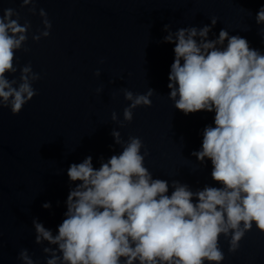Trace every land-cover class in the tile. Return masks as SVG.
<instances>
[{
  "label": "water",
  "instance_id": "1",
  "mask_svg": "<svg viewBox=\"0 0 264 264\" xmlns=\"http://www.w3.org/2000/svg\"><path fill=\"white\" fill-rule=\"evenodd\" d=\"M21 3L0 0V16L12 8L18 13L14 19L31 25L21 48L14 50L16 71L4 75L15 79L16 87L21 69L30 64L32 73L39 74V79L29 81L38 94L19 114L0 107V264H20L16 257L22 248L44 264L32 219L38 218L55 235L66 210L69 164L92 155L98 168L100 157L119 154L130 136L142 139L141 153L148 151L144 164L154 179L169 182V194L173 181L193 192L206 185L220 187L211 177V162L190 154L199 149L203 128L212 123L214 113L185 115L168 96L173 45L162 42L164 25L175 32L208 24L215 16L216 35L226 28L264 51L255 23L264 0H36L35 13L31 4ZM41 7L52 28L49 36L33 40L44 30ZM96 69L99 76L94 75ZM149 88L154 89L151 106H137L132 121H125L123 112L131 101L124 90L135 96ZM113 111L116 120L111 118ZM114 129L120 133V144L111 135ZM46 201L50 209L42 207ZM232 234L230 229L218 235L223 254L219 264H264V231L255 222L235 250H230ZM204 264L217 262L205 259Z\"/></svg>",
  "mask_w": 264,
  "mask_h": 264
},
{
  "label": "clouds",
  "instance_id": "2",
  "mask_svg": "<svg viewBox=\"0 0 264 264\" xmlns=\"http://www.w3.org/2000/svg\"><path fill=\"white\" fill-rule=\"evenodd\" d=\"M30 4L35 13L36 0H22L21 7ZM38 11L44 30L33 40L49 36L52 28L45 9ZM14 16L18 13L12 8L0 16V107L16 115L38 94L29 81L39 74L32 73L30 64L24 66L16 87V80L4 75L16 71L14 50L21 48L31 26ZM217 22L213 16L208 24L175 32L165 24L162 42L173 45L167 88L174 107L185 115L214 113L212 123L203 128L199 149L190 154L211 162V177L220 187L206 185L193 192L173 181L169 194V182L154 179L144 164L148 151L141 153L142 139L130 136L119 154L106 160L101 156L98 168L92 155L69 164L66 210L55 235L38 218L32 219L44 264H204L205 259L219 264L220 233L233 230L230 250H235L253 222L264 231V51L226 28L216 35ZM255 23L264 44V4L255 13ZM94 75L99 76L100 69ZM153 91L134 96L124 90L131 101L123 112L125 121H132L137 106H151ZM111 118L117 119L115 111ZM111 135L121 143L119 131ZM42 207L50 209L52 204L46 201ZM16 259L41 264L27 248Z\"/></svg>",
  "mask_w": 264,
  "mask_h": 264
}]
</instances>
